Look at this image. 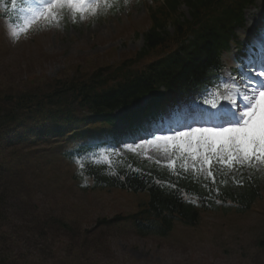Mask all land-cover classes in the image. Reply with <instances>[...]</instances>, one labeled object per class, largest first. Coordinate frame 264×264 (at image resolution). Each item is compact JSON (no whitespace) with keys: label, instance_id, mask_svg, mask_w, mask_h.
<instances>
[{"label":"rangeland","instance_id":"1","mask_svg":"<svg viewBox=\"0 0 264 264\" xmlns=\"http://www.w3.org/2000/svg\"><path fill=\"white\" fill-rule=\"evenodd\" d=\"M17 1L24 4L27 0ZM147 1L150 3V0ZM183 4L180 2L175 6L174 15L169 14L166 25L170 34L174 31L175 20L192 18ZM2 5L0 1L1 8ZM147 6L145 0H109L107 6L100 5L95 16L84 13V19L77 17L75 23L70 11L65 9V18L60 26L49 27L45 20L33 19L35 8L30 5L25 12L22 29L16 32L15 37L12 35L6 40L5 33L1 31L3 26H0V53L3 52L0 55V69L3 70L0 72V90L9 91L14 84L22 85L25 76L32 81L29 84L32 87L44 82L46 86L53 84L51 81L56 78L69 84L80 79L73 75L82 77L86 74V78L99 68L112 67L122 59L135 56L143 47V31L148 29L151 20ZM158 7L151 11L155 13V18L160 17ZM174 16L175 20L171 19ZM238 33L242 36L244 29L241 28ZM144 62H147V57L142 59ZM214 98L222 103L220 93ZM140 154L149 162L168 161L165 154L150 149L148 145L143 146ZM23 159L30 173L29 166L35 167L36 163L27 157ZM57 162L62 171H55L60 185L50 175L41 177L44 184L40 185L33 183L20 170L18 175L31 193L36 188L48 193V199L40 200V203L47 206L51 214L81 231L70 241L65 235L56 245L68 242L79 244L87 235L92 237L89 242L93 246L92 260L88 264H264V249L257 245L264 231V212H261L264 209V178L263 193L255 207L251 208L252 212L239 213L231 207L226 214L221 211L201 213L199 216L192 214L195 219L199 218L194 229L175 221L164 235L139 236L129 222L125 232L121 228V235L107 237L93 228L97 220L115 214L133 213L145 201V193L118 191L113 195L109 190L84 192L71 178L72 171L63 166L62 161ZM157 194L166 198L171 192L160 190ZM16 198L18 200L11 205L12 209L25 208L22 201L25 197L20 198L17 194ZM124 224L122 221L121 225Z\"/></svg>","mask_w":264,"mask_h":264},{"label":"trees","instance_id":"2","mask_svg":"<svg viewBox=\"0 0 264 264\" xmlns=\"http://www.w3.org/2000/svg\"><path fill=\"white\" fill-rule=\"evenodd\" d=\"M180 1L182 0H165L157 8V11H160V17L155 18L154 12L151 14V27L146 35V47L142 51V55L155 52L160 47L167 45L170 39L171 43L179 44L181 36L185 31L184 25L187 26V31H192L189 30L191 29V24L197 19L196 16L201 13L202 9H207L209 6H216L217 8V5L220 4V0H187L190 7L192 6V12L195 17L194 21L177 24L174 29V37H168L167 33L163 30V21ZM225 12L226 10L223 11V13ZM214 26L215 24L213 26L202 27L198 36H196L197 38L204 35V41L199 46L202 50L208 48L209 42L207 39L210 36L206 37V39L205 35H214ZM192 68L198 73L201 66L196 61H193ZM99 71L102 72L103 70ZM80 78L83 79V77ZM134 78L135 80H131V83L133 85L136 83L138 90L147 87V82L142 75H137V72H135ZM173 83L176 84L175 81ZM51 87L52 92L50 93L43 90L46 88L51 90ZM130 89L114 94L105 88H101L100 82H96L94 86H87L82 81H72L69 84L63 85L59 83H54V85L48 84L43 88L29 91L31 92L29 96H20V101L16 102L10 111L14 113L13 110L20 106L21 112L15 113L20 121L29 119L30 115L32 117L41 115L42 118L49 116L50 114L48 115L44 109H52V116H56V119L63 116L65 120V108H68L66 104L70 103H74L79 108L87 106L95 112L106 113L112 107H116L118 103L128 101L127 97H133V91L136 88H133L131 91ZM54 110L57 111H55V114H52ZM45 113L46 115H43ZM132 169L136 170L134 166L128 165L126 168L119 169L116 175L109 176L101 169L99 170V168H90L89 174L95 177V181L103 186L132 189H141L148 186L150 182L146 177L147 174L139 170L133 171ZM5 170H7V166L0 161V264H88L92 260L93 251L88 244L90 236L87 235L85 240L79 244L68 242L66 245H56L65 235H67L66 240L70 241L75 234L81 231L50 213L36 212L38 210H35L27 218L22 213H20V216L15 215L11 212L12 208L8 210L10 203L7 198L5 199L4 193L5 182L7 180ZM159 176L162 179L173 181V184L177 183V186L173 189L177 193L181 187L185 188V186L191 183L188 176L181 175L178 177L173 172V178L162 171L159 172ZM145 179L146 181H144ZM150 189V196L152 198L150 203L151 209L157 213H162V218H166L168 211L171 210L165 222L168 224L173 210L177 211L178 214L182 211L180 203L175 200V194L172 195L173 198L169 196L161 200V196L157 194L160 191L158 185L152 186ZM146 211L149 210L147 209ZM159 223L163 224V222Z\"/></svg>","mask_w":264,"mask_h":264},{"label":"snow or ice","instance_id":"3","mask_svg":"<svg viewBox=\"0 0 264 264\" xmlns=\"http://www.w3.org/2000/svg\"><path fill=\"white\" fill-rule=\"evenodd\" d=\"M33 3V19H43L49 27H59L65 18V9L70 11L75 23L77 17L84 19V13L95 16L100 5L107 6L109 0H33ZM226 79L231 81L232 87L228 88L230 94L224 97L225 103L219 107L213 105L216 111L211 118L219 121L215 126H193L210 122L195 118L190 122L165 123L160 116L146 121L147 126L138 130L142 135L122 147L139 154L143 146L148 145L168 157L166 167L175 175L191 174L197 180L202 179L205 188L209 181L213 186L226 185L228 178L242 184L243 181L235 177L237 172L243 175L241 170L245 168L264 169V60L250 61L244 73L238 77L229 75ZM109 150L116 149L104 145L103 151ZM92 151L93 154L101 151L100 146ZM154 162L161 163L160 160ZM214 190L219 192L220 188ZM188 202L197 203L191 199Z\"/></svg>","mask_w":264,"mask_h":264},{"label":"bare ground","instance_id":"4","mask_svg":"<svg viewBox=\"0 0 264 264\" xmlns=\"http://www.w3.org/2000/svg\"><path fill=\"white\" fill-rule=\"evenodd\" d=\"M208 185H210V182H208ZM207 191H209V186L207 188L202 187L200 189H197V192H200V193H206ZM195 207L197 209H199V210H203V209L212 210L214 208L213 205H212V203L210 201H201V202H198Z\"/></svg>","mask_w":264,"mask_h":264}]
</instances>
